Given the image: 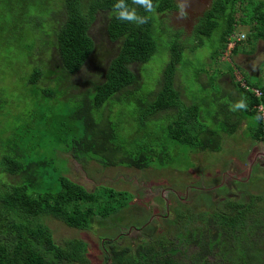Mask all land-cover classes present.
<instances>
[{
    "label": "rangeland",
    "instance_id": "rangeland-1",
    "mask_svg": "<svg viewBox=\"0 0 264 264\" xmlns=\"http://www.w3.org/2000/svg\"><path fill=\"white\" fill-rule=\"evenodd\" d=\"M31 1L0 0V117L3 115L6 126L14 130L15 139L19 138V143H23L20 136H24L31 141L29 148L35 142H40L45 145L40 154L48 158L66 159V175L86 190L97 192L100 201L108 199V195L98 192L101 188L128 192L133 196L126 198V202L130 204L125 210L108 219L96 218L90 229H73L59 220L46 219L45 222L58 244L70 239H80L88 244L90 264H104L106 254L103 239H115L119 247H134L145 238L158 239L163 235L171 238L177 230L180 213L224 210V205L229 200L243 205L252 200L257 208H264V156L261 155L253 167L254 161H251L256 155L255 147L248 151L246 147L249 142L243 139L242 144H235L233 138L239 137V132H235L232 138H226L224 146L216 152L195 153L188 146L177 144L169 138L178 113L149 117L147 111L140 106L139 101L145 102L160 83L169 58V45L163 44L162 48L160 45L151 62L133 66L139 80L141 79L137 90L130 88L133 91H123L100 109L90 111L100 125L111 123L116 130V137L110 147L109 144L104 145L107 151L101 149L103 144H96L97 150L80 148L78 153L85 157H89L88 154L99 155L105 161H116L117 165L105 167L95 160L76 161L73 153L68 152L69 146L64 147L65 140L69 142L83 133L88 113L87 108L82 109L85 104L84 95L91 87L105 81V70L117 55L119 43L111 40L108 35V21L105 17L107 12H98L90 32L96 45L93 55L81 71L70 77L69 82L61 88L66 91H56L44 102H38L32 98L37 93L34 89H31V98L23 89L27 73L22 67L27 66L28 58L35 53H38L39 60L43 54V59L50 68L61 65L54 46L49 45V53L43 50V42L48 40L47 33L54 23L51 20L53 13H49L60 7L61 0ZM175 2L177 9L162 17L168 33L178 35V44L186 49L183 53L186 63L182 65L183 70L178 71L176 78V87L181 92L183 101L185 104L196 103L202 125L213 137L215 134L218 137L220 135L219 141L223 140L224 131L231 132L236 127L243 133L247 131L244 134L249 138L252 129L238 127L242 109L231 111L230 107L247 103L235 100L233 95H237V90L243 88V73H252L250 65L258 60L259 71L264 72V41L249 39L251 27L239 21L242 16V11H239L234 36L240 39L237 55L226 58L225 52L216 54L220 50L219 31L211 38H205L204 45L191 52L198 44L195 27L204 12L210 9L213 0H187L189 6L186 8L185 18L180 17L179 6L186 0ZM32 12L40 14L41 22L37 26H32L28 20ZM156 26L159 29L160 20ZM162 37L165 41L169 40L165 34ZM249 48L253 52L247 51ZM4 79L6 81L2 86ZM57 86L54 83L52 89L55 90ZM225 108L235 113L237 119L231 118L229 123V113ZM11 111L14 115L8 118L7 112ZM254 117L256 116L247 113L250 126L256 125ZM3 128L4 125L0 124V131ZM192 131L193 128L186 137ZM205 139L212 144L217 143L216 137ZM258 143L256 152L259 153L264 150L263 135ZM244 149L246 153L242 151ZM1 151L0 137V157ZM140 151L147 152L146 155L151 160L149 168L137 169L121 164L130 156L128 154L136 157ZM244 158L248 159L246 163L243 162ZM62 159L59 160L61 165ZM241 162L245 167H239ZM123 197L124 193L121 198ZM117 198L119 202L123 201Z\"/></svg>",
    "mask_w": 264,
    "mask_h": 264
},
{
    "label": "trees",
    "instance_id": "trees-1",
    "mask_svg": "<svg viewBox=\"0 0 264 264\" xmlns=\"http://www.w3.org/2000/svg\"><path fill=\"white\" fill-rule=\"evenodd\" d=\"M117 2L118 0H61L60 7L49 13H53L51 20L54 23L49 31L51 34L47 33L48 40L43 42L46 53H49V45L55 47L61 65L50 68L44 61L43 54L41 60L38 59V53L30 56L27 66L22 67L27 73L23 89L29 96L31 89H34L37 93L32 98L38 102H44L56 91H66L61 88L69 82L70 77L81 71L95 51L96 45L90 32L96 14L107 12V32L111 40L119 43V51L105 70V81L83 94L85 104L82 109L88 110L86 127L79 138L75 137L69 142L65 140L64 147L69 146L68 152L73 153L76 161L95 160L105 167L117 165L116 161H105L99 155L88 154L89 157H85L78 153L80 148L95 151L96 144H103L101 149L107 151L104 145L109 144L110 147L116 137L114 126L111 123L100 125L90 111L100 109L123 91L137 90L141 79L139 80L133 66L151 62L160 45L162 48L165 44L169 45V58L160 83L148 99L145 102L139 101V104L149 117L178 113L169 135L177 144L188 146L195 153L208 154V150L216 152L220 149V135H214L217 141L214 144L205 139L214 137L199 120L196 103L185 104L176 87L178 71L183 70L182 65L186 63L183 54L186 49L178 44V35L168 33L162 17L177 9L175 0H151L155 8L152 12L146 11L144 5L134 4L133 0H124L123 8H117L116 11L126 8L131 13L135 9V22L115 18L113 6ZM239 11H242L239 21L251 27L249 39L264 41V0H213L210 9L204 12L195 27L198 44L191 52L203 46L205 38H211L216 31L220 32V50L216 54L225 52L235 36L238 24L236 15ZM39 17V12H32L28 20L32 26H37L41 22ZM143 17H148L147 23L139 24ZM159 20L161 26L157 29ZM158 30L169 40L165 41ZM239 49L238 42L232 49V56L237 55ZM249 50L250 48L247 51ZM243 74L244 80L251 87H259ZM5 81L6 79L2 86ZM54 83L58 85L55 90L52 89ZM130 88L133 90H129ZM239 90L247 100V110L242 109L241 113L245 117L247 113L260 115L255 110L260 101L245 88ZM262 90L264 92V88ZM225 111L229 113V123V119L237 118L228 108ZM7 114L8 118L14 115L12 111ZM2 116L0 264H90L86 242L70 239L58 244L45 220L56 219L73 229H90L96 218L108 219L125 210L130 204L126 202V198L133 196L128 192L101 188L98 192L108 195V199L100 201L97 192L86 190L66 175V159L59 156L62 159L61 165L58 157L48 158L40 154L45 148L40 142H35L29 148L31 141L24 136H20L23 143H19V138L15 139L14 130L6 126ZM192 128V134L186 137ZM258 129L262 132V120ZM235 131L236 128L231 132H224L231 134ZM146 153L140 151L136 157L128 154L130 156L121 164L137 169L149 168L151 160ZM123 193L125 197L121 198ZM117 197L123 201L119 202ZM224 207V210L212 213H180L177 230L171 238L165 235L158 239L145 238L134 247H119L115 239H103L106 254L104 264H264V208H257L252 200L244 205L229 200Z\"/></svg>",
    "mask_w": 264,
    "mask_h": 264
},
{
    "label": "crops",
    "instance_id": "crops-1",
    "mask_svg": "<svg viewBox=\"0 0 264 264\" xmlns=\"http://www.w3.org/2000/svg\"><path fill=\"white\" fill-rule=\"evenodd\" d=\"M251 63V62H250ZM257 64H259V61L257 60L253 65L251 64L250 65V69L252 68V73H250V72H248V74L247 73H245L246 75L245 76H247V77H249L248 79L251 81V82H254V83H256L259 87L258 88H264V72L262 73H260V71H259V66L257 65ZM243 66V65H242ZM253 70H254V72H253ZM262 70H264V69H262ZM248 71V70H247ZM253 73H255V74H253ZM256 77H258V78H256ZM255 78H256V81H259V82H256L255 81ZM235 86V85H234ZM239 91V92H238ZM237 95H233L234 97H235V100H237V101H241V102H243V100L245 101V97L241 94V92H240V90L238 89L237 90ZM231 96H232V93H231ZM247 101V100H246ZM237 119V118H236ZM248 119L249 118H247V116L245 117L244 116V114H242L241 113V116H240V124H238V127L240 126V128H242V127H244V130H247V129H249V127L252 129V132L250 133V136H249V138L248 137H246L245 136V134L244 133H246V132H241V130H237V127H236V133H238V135H239V137H237V138H233L234 139V141H235V144L237 143V144H242V139L243 140H246L247 142H249V145L246 147L247 148V150L248 151H250V149H253L254 147V154H256L255 155V158L251 161V162H253L254 161V163H253V167L256 165V163H257V161L258 160H260V156L261 155H263L264 156V150L262 151V152H256L257 151V149L259 148L257 145L259 144L258 143V140H261L262 139V132H260V130L258 129L259 128V122H256V125L255 126H250V124H249V121H248ZM249 124V125H248ZM235 132H232L231 134H228V133H226V132H224L225 133V135H224V138H223V140L222 141H220V143H219V145H220V148H222L223 146H224V141H225V139L226 138H232V135L235 133ZM236 149H237V145H236ZM242 151H244V153H246V149H244V150H242ZM208 153H209V150H208ZM213 153V152H212ZM244 161V163H246L247 161H248V159H246V158H244L243 159ZM243 162H241L242 163V165L241 166H239V167H245V165L243 164ZM249 166H250V164H248ZM262 204H264L263 202H262Z\"/></svg>",
    "mask_w": 264,
    "mask_h": 264
},
{
    "label": "clouds",
    "instance_id": "clouds-1",
    "mask_svg": "<svg viewBox=\"0 0 264 264\" xmlns=\"http://www.w3.org/2000/svg\"><path fill=\"white\" fill-rule=\"evenodd\" d=\"M134 4H140V5H144L146 6L145 10L152 12L155 10L154 6L151 3V0H133ZM124 5V0H118V2L113 6V15L115 16V18L117 20H121V21H130V22H135V17L137 16V13L135 11V9L133 10V12H129L127 11L126 8H124V10H121L119 12L116 11L117 8H123ZM189 6V4L187 3V0L184 4L180 5V17L181 18H185L187 16V12H186V8ZM148 17H143V19L141 20V22L139 24H144L147 23ZM246 100V98H245ZM239 109H244L247 110V103H240L238 104L235 108L230 107L231 111H237ZM256 122H259L261 120H264V115H258L256 117L253 118Z\"/></svg>",
    "mask_w": 264,
    "mask_h": 264
},
{
    "label": "built area",
    "instance_id": "built-area-1",
    "mask_svg": "<svg viewBox=\"0 0 264 264\" xmlns=\"http://www.w3.org/2000/svg\"><path fill=\"white\" fill-rule=\"evenodd\" d=\"M240 41V39H236L235 37H233V40L230 42V44L228 45L227 50L225 51V57L226 58H230V56H232V49L236 46V44ZM243 88H245L246 90L252 92L254 94V96L260 101L259 104H257L255 106V110L260 114V115H264V92L261 88H254L251 87L242 77L241 79ZM262 134L264 136V120H262Z\"/></svg>",
    "mask_w": 264,
    "mask_h": 264
}]
</instances>
